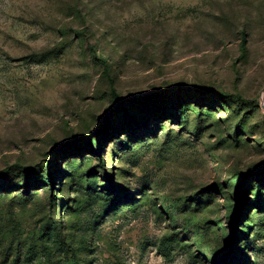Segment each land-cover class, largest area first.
Returning a JSON list of instances; mask_svg holds the SVG:
<instances>
[{
    "label": "rangeland",
    "instance_id": "obj_1",
    "mask_svg": "<svg viewBox=\"0 0 264 264\" xmlns=\"http://www.w3.org/2000/svg\"><path fill=\"white\" fill-rule=\"evenodd\" d=\"M263 89L264 0H0V264H264Z\"/></svg>",
    "mask_w": 264,
    "mask_h": 264
},
{
    "label": "trees",
    "instance_id": "obj_2",
    "mask_svg": "<svg viewBox=\"0 0 264 264\" xmlns=\"http://www.w3.org/2000/svg\"><path fill=\"white\" fill-rule=\"evenodd\" d=\"M245 45L242 43V45H241V48H242V50H244V47ZM111 93H112V95L114 96V97H117L116 95H115V93H114V91H113V85L111 84ZM8 171H7V169H4V170H2L1 172H0V174H3V173H7ZM104 177H107V175H104ZM108 181V180H107ZM26 182V184L28 183V182H30V180L28 179V181L26 180L25 181ZM48 183L49 184H54V178L52 177V176H50V179L48 180ZM3 187H5V188H9L10 186H11V184H8V183H4L3 185H2ZM2 186H0V187H2ZM108 191L109 192H113V191H115V189H113L112 188V186L110 185V183H109V185H108ZM232 226V225H231ZM230 250H231V248H230ZM73 260L75 259V258H72ZM231 262H233V260H230L229 262H228V264L229 263H231Z\"/></svg>",
    "mask_w": 264,
    "mask_h": 264
},
{
    "label": "water",
    "instance_id": "obj_3",
    "mask_svg": "<svg viewBox=\"0 0 264 264\" xmlns=\"http://www.w3.org/2000/svg\"><path fill=\"white\" fill-rule=\"evenodd\" d=\"M263 91H264V89H263ZM264 107V106H263Z\"/></svg>",
    "mask_w": 264,
    "mask_h": 264
}]
</instances>
